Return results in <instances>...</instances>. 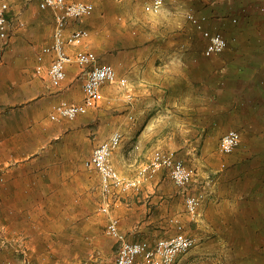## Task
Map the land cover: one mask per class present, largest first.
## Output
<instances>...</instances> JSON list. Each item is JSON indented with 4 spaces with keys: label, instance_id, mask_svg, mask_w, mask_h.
Masks as SVG:
<instances>
[{
    "label": "rangeland",
    "instance_id": "1",
    "mask_svg": "<svg viewBox=\"0 0 264 264\" xmlns=\"http://www.w3.org/2000/svg\"><path fill=\"white\" fill-rule=\"evenodd\" d=\"M35 1H31V9L29 5H25L27 0H13L11 5V18L20 15L26 22L28 15L34 13L36 20L31 25L27 19L29 24H25L26 32L33 28L34 42H27L23 46L22 40L16 39L21 33L20 28H23L17 23L13 37L6 41L0 38V66L5 69L3 71L8 77H14L15 69L21 63L22 50L27 53V57L25 55L26 58H23L25 64L33 67L36 73L37 55L41 47L53 39L54 15L50 11L39 9ZM90 1H97L93 14L70 24H78L88 29L90 35L81 47L95 50L102 62L111 63L108 59L113 54L111 47L113 49L119 46L124 55L126 44L125 37L107 34L101 48H98L101 37H95L98 31L94 26L101 21L109 26L115 25V22L144 21L150 25L148 33L154 34V37H181L190 42L188 49L202 46L204 50L207 40L187 18L188 13H192L206 17L207 29L222 33L227 41L228 37H242L239 47L235 48L229 43L232 49L259 50L262 53L259 58L261 62L259 65L253 62V66L257 68H253L249 76L259 80L264 78V0H260L262 4L259 2L257 9L250 10L248 14L244 12L242 20L234 16L230 18V24L223 23L220 10L211 9V0L169 1L155 15L145 11L144 4L147 0ZM135 23L132 24L133 27L125 29L132 37L138 36ZM107 30L111 32L110 28ZM29 44L31 48H28ZM78 48L70 46L68 50L74 53ZM219 57L217 55L207 58L216 62ZM249 58L247 60L251 61ZM49 62L48 58L47 67ZM73 65L78 66L75 63ZM114 67L117 71L120 68L124 72L125 60L121 62L119 59V64ZM118 74L125 76L119 72ZM36 76L41 84L40 91H28L31 97L36 98L28 100L29 102L20 107H8L6 114L0 116V137H5L7 148L18 145L24 149L43 146L44 152H40V160L53 165L48 168L42 166L38 171L37 183L32 185L28 181L20 186L12 184V164L5 165V169L0 172V264H31L33 257L40 259L43 256L45 243L54 246L67 242V237H79L63 233L62 228L66 226L104 229L105 234L97 237L99 245L100 241L106 243L107 240H114L106 234L107 217L101 207L109 202L112 212L113 209L121 211L114 207V202L125 195H104L100 173L86 166L93 149L110 137L107 138L111 131L112 111H115L113 115L128 118L125 88L106 84L108 88L104 90L103 87L102 99L96 108L73 120H52L50 113L53 105L66 97L62 90L52 91L47 74ZM77 79L81 83L82 70ZM248 87L245 92L246 100H250L248 95L256 90V87ZM110 89L116 91V102H111L113 97L109 96ZM78 93L75 89L71 90V100L68 101L78 100ZM23 99L27 101L25 96ZM253 103L257 105L243 107V113L238 117V125H226L227 128L216 131L213 136L200 140L196 145L189 140V144L182 147L183 150L181 148V153L175 151L179 159L198 172V179L191 187H178L166 169V189L179 196L172 208L181 217L184 230L195 239L194 247L181 255L175 264H179L182 257H189L187 264H264V249L261 250L264 247V93H258ZM126 120L124 119L123 125L128 122V128H131L132 123ZM230 129L241 133V141L233 152L227 154L221 151L220 143L223 135ZM193 147L194 153L192 150L187 151ZM159 149L172 151L168 146ZM66 162L73 164L72 169H66ZM110 162L113 165V154ZM15 175L17 176L16 170ZM6 181L10 184L7 185ZM30 189L32 197L38 199L36 202L17 199L23 197V193L29 195ZM202 192L204 197L199 216L193 217L187 210L186 196ZM35 242L38 243L37 253L29 248ZM98 251L92 260L94 264H103L114 258H106L103 252Z\"/></svg>",
    "mask_w": 264,
    "mask_h": 264
},
{
    "label": "crops",
    "instance_id": "2",
    "mask_svg": "<svg viewBox=\"0 0 264 264\" xmlns=\"http://www.w3.org/2000/svg\"><path fill=\"white\" fill-rule=\"evenodd\" d=\"M31 1L27 0L25 3V5H29L30 9ZM71 1L92 2L90 0ZM35 2L41 9L39 0ZM259 2L260 0H211V9L220 10L223 23L230 24V18L234 16L241 19L244 12L248 14L250 10L257 9L258 5L262 4V1L260 4ZM92 3H96L94 4L96 8L97 1ZM43 11L53 13L50 9ZM28 16L27 19L33 25L36 20L34 13ZM21 18L20 15L11 18V37L14 35L15 23L18 26H23L16 39H21L24 46L27 42L35 41V33L32 32L33 28L26 32L25 26L29 24V21L25 19L26 23ZM54 21L56 27L55 16ZM134 23L138 29L136 37H132L128 34V30H125L130 26L133 27ZM77 27L81 26L78 24L68 25L66 34ZM148 27H150L149 24L144 21L140 22V20L130 23L115 22V25L111 24L110 26L101 21L94 26L98 31L95 37H101L98 48H101L107 34L125 37L124 55L122 54L123 50H119V46L113 49L111 47L113 57L110 55L108 59L116 66L119 64V59L121 62L123 59L125 60V71L121 72L119 68L117 73L124 74V77L129 80V86L125 88V109L129 119L123 115H113L115 111H112L113 114L110 115L111 131L107 138L114 131L122 130L121 144L112 153L113 165L119 173L128 178L136 177L139 170L149 162L154 151L159 148L168 146L173 152L181 153L182 147L189 144V140L196 145L200 140L213 136L216 131L227 128L226 125L235 126L240 113H243V109H240V102L243 101V105L255 104L250 102L251 99L246 100V88L249 85L255 88L256 83H259V79H254L249 74L253 68H257L253 66V62L257 65L261 62L259 58L262 53L260 51L230 48L220 54L219 59L215 62L204 55L202 46L188 49L190 42L187 40H183L181 37H154V34L148 33ZM107 28H110L111 32ZM134 33H136L135 30ZM228 38L235 47H239L237 41H242V37ZM95 46L97 47L96 44ZM31 47L29 44L28 48ZM22 54L21 63L18 69H15L13 78L8 77L3 71L5 69L0 66V116L6 114L8 107H20L29 102L28 100L36 98L28 94L29 90L40 91L41 84L36 76L37 73H34L33 67L25 64L26 61L23 58L27 57V53L22 50ZM248 58L251 61H248ZM78 66L73 64L68 66L67 79L60 89L66 100H71V90L75 89L77 93L79 91L78 100L74 102L83 101L84 98L82 89L84 78L81 83L77 79L81 72ZM107 88L104 86V90ZM115 92L110 89L109 96L113 97L111 102L117 100ZM24 96L27 101L23 99ZM86 116L90 118L89 115ZM124 119L132 123L131 128H128V122L123 125ZM0 120H2L1 117ZM5 144V137H0V172L5 169V165L12 164V170H14L12 184L14 185H25L26 181L29 182V185L36 184L39 169L42 166L48 168L53 165V163L49 164L40 160L39 154L44 152L43 146L24 149L21 145L7 148ZM193 149L194 147L187 151L191 152L192 150L194 153ZM66 163V169H72L73 164ZM166 173V169H161L152 179L144 181L140 188L126 192L123 198L115 200L114 207L116 206L121 211L117 210L120 212L118 214L116 209H113V213L119 218L120 228L128 240H146L154 244L159 239L170 238L177 233V223L182 224L183 221L175 214L172 204L179 196L166 189ZM5 183L10 184L7 181ZM18 194L20 193H16V195ZM28 194L23 193V197L17 199L29 202L38 200L35 196L32 197L31 189ZM62 230H64L63 233L75 234L79 237H67V242L54 246L45 243L43 256L41 255L40 259L33 257V264H94L92 260L97 250L103 252L104 254H102L106 258L114 257L117 252L116 240L110 239L106 243L100 241L101 245H99L98 235L105 234L104 229L100 227L66 226ZM186 233L190 235L187 231ZM29 248L32 252L37 253L38 243L35 242ZM188 258L182 257L179 264H187Z\"/></svg>",
    "mask_w": 264,
    "mask_h": 264
},
{
    "label": "built area",
    "instance_id": "3",
    "mask_svg": "<svg viewBox=\"0 0 264 264\" xmlns=\"http://www.w3.org/2000/svg\"><path fill=\"white\" fill-rule=\"evenodd\" d=\"M169 1L177 0H148L144 9L149 14H159ZM11 5L12 0H0V38L5 41L12 36V20L9 16ZM39 7L53 11L56 27L51 43L44 45L37 55L36 73L47 74L52 91H58L64 86L69 65L73 63L79 65L84 73L83 101L74 102L66 99L57 101L50 113L52 120L60 118L73 120L96 108L101 102L102 89L106 84H116L124 88L129 86V80L119 76L113 64L102 62L95 50L81 47L90 35L88 29L77 27L66 34V28L71 22L93 14L95 6L92 2L39 0ZM187 18L207 40L205 56H217L226 50L228 46L226 37L220 32L207 29L206 17L188 13ZM70 46L79 48L71 53L68 50ZM48 58L50 62L47 67ZM122 139L123 133L119 130L114 131L108 139L93 149L86 161L88 168L96 169L100 173L104 195L138 189L144 181L152 179L161 169H167L174 183L181 188L191 187L197 179L198 172L195 168L185 164L175 152L161 149L154 151L149 162L139 170L136 177H125L110 162L113 151L121 144ZM240 141L241 133L236 129H230L223 135L220 149L223 153H231ZM203 197V192L187 194L186 207L193 217L199 216ZM101 210L107 217L106 234L118 244L114 258L103 264H175L181 255L189 252L195 245V239L186 233L180 222L177 223V233L170 238L159 239L154 244L146 240L130 241L122 232L119 218L112 212L110 203L105 202Z\"/></svg>",
    "mask_w": 264,
    "mask_h": 264
},
{
    "label": "trees",
    "instance_id": "4",
    "mask_svg": "<svg viewBox=\"0 0 264 264\" xmlns=\"http://www.w3.org/2000/svg\"><path fill=\"white\" fill-rule=\"evenodd\" d=\"M226 39H227V38H226ZM228 39H229V38H228ZM229 40H230V39H229ZM229 40H228V45H229V43L231 42V41H229ZM236 43H237L239 46H241V43H242V42H238V41H237ZM261 45H262V42H261ZM229 46H230L229 49H230V48L232 49V47H231L232 45H229ZM235 48H236V47H235ZM226 49H228V46H227ZM256 51H259V50H256ZM260 92L264 93V78L260 79V80H259V83H256V90H255V93H252V94L249 95V97L251 98V101H250L251 103L254 102V101L252 102V99L255 100V99L257 98V96H258V93H260ZM247 102H248V101H247ZM240 104H241V105H240ZM240 104H239V105H240V109H243V107H241V106H245V107H246V106H249V105H243V101H241ZM254 105H257V103H256V104H252V105H250V106H254ZM262 154L264 155V149H263ZM263 249H264V247L261 248V250H263ZM263 257H264V256H263Z\"/></svg>",
    "mask_w": 264,
    "mask_h": 264
}]
</instances>
